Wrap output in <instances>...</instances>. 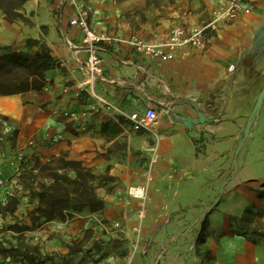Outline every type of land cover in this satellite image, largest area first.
Masks as SVG:
<instances>
[{
    "label": "crops",
    "instance_id": "crops-1",
    "mask_svg": "<svg viewBox=\"0 0 264 264\" xmlns=\"http://www.w3.org/2000/svg\"><path fill=\"white\" fill-rule=\"evenodd\" d=\"M77 2L92 7L90 26L96 32L125 38L136 34L152 43L175 25L202 27L221 0L209 3L208 21L203 12L179 8L156 22L141 19L137 25L118 14L107 16L95 0ZM250 8V14L209 33L205 50L184 46L171 60L150 58L124 45L102 52L107 81L97 82V93L126 113L149 108L157 113L155 127L161 137L134 131L128 120L129 128L122 133L151 158L150 149L156 148L152 176L148 171L143 178L150 186L154 177L157 186L156 211L147 219V235L155 239L150 248L155 264H202L194 243L206 234L214 264H264V236H255L242 220L264 204V103L244 140L264 87V0H250ZM73 12L71 0H0V55L27 51V41L37 40L61 65L48 72L42 91L0 97V107L11 110L0 112V148L3 135L12 129L19 152L35 144L44 156L68 151L99 172L109 164L122 172L125 165L105 160V143L118 140L107 138L103 130L114 126L115 110H93V98L85 92L75 98L74 85L84 79L80 66L88 53L82 47L83 32L69 23ZM65 86L70 87L67 94ZM55 109L90 112L87 129L76 128L65 116H53ZM187 119L197 123L188 127L183 123ZM118 152L113 148L110 156ZM2 174L10 178L16 169L0 165ZM257 219L264 229V216Z\"/></svg>",
    "mask_w": 264,
    "mask_h": 264
},
{
    "label": "rangeland",
    "instance_id": "rangeland-1",
    "mask_svg": "<svg viewBox=\"0 0 264 264\" xmlns=\"http://www.w3.org/2000/svg\"><path fill=\"white\" fill-rule=\"evenodd\" d=\"M95 1L107 16L118 14L132 25H137L141 19L156 22L157 17L169 16L179 8L187 12H203V18L208 21L212 12L208 10L209 3L215 0ZM205 24L207 22L201 25ZM32 48L31 52L37 51ZM113 118L114 126H105L103 130L107 138L118 137V140L105 143L109 145L106 146L105 160L125 165L122 172L115 171L114 164L99 172L97 168L71 157L68 151L44 156L36 150L35 144H28L27 149L20 151L24 153V162L16 174L10 178L2 174L7 184L0 191V264H128L142 216L140 203L145 207L144 224L133 264H155V257L151 258L150 254L155 239L147 235L148 215L156 211L157 186L154 177L150 180L151 185L147 184L144 200L132 194L133 188L146 184L143 178L148 171L150 176L155 162L149 157L148 150L137 148L136 144L122 136L129 128L127 120L116 113ZM3 136L5 142L1 143L0 151L10 156L17 154V132L10 129ZM113 148L119 152L111 157ZM72 161L80 162L81 168L91 172L90 187L96 198L103 201V208L95 210L87 205L80 192H74L66 205L60 204L52 213L50 210L46 213L41 195L53 184L52 177L60 181L77 177L78 168L71 164ZM0 165L4 169L15 170L5 163L0 162ZM263 216L264 204H261L242 218L255 236H264L263 226L257 219ZM236 224L240 229L241 225ZM208 236L197 238L194 243V250L202 264H214L211 250L205 244Z\"/></svg>",
    "mask_w": 264,
    "mask_h": 264
},
{
    "label": "built area",
    "instance_id": "built-area-1",
    "mask_svg": "<svg viewBox=\"0 0 264 264\" xmlns=\"http://www.w3.org/2000/svg\"><path fill=\"white\" fill-rule=\"evenodd\" d=\"M71 3L74 7V12L70 17L69 23L71 26L78 27L83 32L82 47L88 53L86 61L80 66L84 79L74 85L75 98H80L82 93L85 92L93 98V103L91 104L93 110L97 108L107 111L115 110L118 115L130 122L134 131L145 130L154 134L157 138L161 137V135L155 127L157 113L154 109L149 108L141 113H126L115 109L111 103L97 93V82L107 81L104 76L102 52L108 46L124 45L150 58L171 60L174 58L175 51L184 46L205 50L208 44L209 33L219 31L222 23L234 21L242 14L251 13L250 0H221L219 6L212 12L211 21L207 24L194 30H190L184 25H175L165 38L151 43L136 34L125 38L109 33H98L90 26V17L93 13L92 7L78 3L77 0H71ZM69 90L70 87L65 86L63 93L67 94ZM51 114L58 118L65 116L69 123H72L76 128L81 130L87 129L85 123L90 116V112L88 111H63L60 109L53 110ZM150 151L154 163L158 160L156 148L152 147ZM0 162L18 171L24 162V153L18 152L10 156L6 152L0 151ZM6 184L5 177L0 176V191L6 187ZM139 188H133L132 191ZM144 189L145 187L142 188L141 195H143ZM132 194L134 197L136 196L133 192ZM135 198L144 200L145 197Z\"/></svg>",
    "mask_w": 264,
    "mask_h": 264
},
{
    "label": "trees",
    "instance_id": "trees-1",
    "mask_svg": "<svg viewBox=\"0 0 264 264\" xmlns=\"http://www.w3.org/2000/svg\"><path fill=\"white\" fill-rule=\"evenodd\" d=\"M25 1V0H22ZM27 51H14L0 55V97H9L29 91H42L47 83L48 72L61 69L60 62L53 57L50 49L40 41L28 40ZM37 47L34 53L30 48ZM71 164L78 168L77 177L74 180L65 178L60 181L52 177L53 184L41 195L45 204L46 213L53 210L60 204H67L72 193L80 192L88 206L95 210L103 208V201L96 198L90 187L92 178L91 172L81 168V163L72 161ZM60 209H63L60 207Z\"/></svg>",
    "mask_w": 264,
    "mask_h": 264
},
{
    "label": "bare ground",
    "instance_id": "bare-ground-1",
    "mask_svg": "<svg viewBox=\"0 0 264 264\" xmlns=\"http://www.w3.org/2000/svg\"><path fill=\"white\" fill-rule=\"evenodd\" d=\"M0 112L2 113H5V114H10L11 113V110L9 108H6V107H0ZM152 176V174L150 175ZM149 179V177H148ZM150 180H151V177H150ZM145 187L144 189V192H143V195H141V191H142V188ZM147 183L143 186L141 185V187L139 189H134L132 192L136 195L135 197H145L146 198V194H147ZM140 209H141V213H142V216L140 217V220H139V225H138V235L137 237L135 238L134 240V244H133V252H132V255L128 261V264H133L134 262V259H135V256L137 254V251H138V247H139V242H140V234H141V230L143 228V222H144V216H143V213L145 212V207H144V204L143 203H140Z\"/></svg>",
    "mask_w": 264,
    "mask_h": 264
},
{
    "label": "water",
    "instance_id": "water-1",
    "mask_svg": "<svg viewBox=\"0 0 264 264\" xmlns=\"http://www.w3.org/2000/svg\"><path fill=\"white\" fill-rule=\"evenodd\" d=\"M263 103H264V87L261 90V92H260V94H259V96L257 98V101H256V104L254 106V109H253V112L251 114V117H250V119H249V121H248V123L246 125V128H245V139L244 140H246L247 137L249 136L251 128H252V125L254 124L255 120L258 119ZM200 119L203 120L202 115H200ZM183 123L186 126L191 127V125L193 123H197V121L194 120V119H187V120H184Z\"/></svg>",
    "mask_w": 264,
    "mask_h": 264
}]
</instances>
